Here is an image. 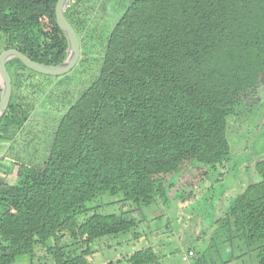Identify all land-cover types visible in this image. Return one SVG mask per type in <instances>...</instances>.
<instances>
[{
    "label": "trees",
    "instance_id": "16d2710c",
    "mask_svg": "<svg viewBox=\"0 0 264 264\" xmlns=\"http://www.w3.org/2000/svg\"><path fill=\"white\" fill-rule=\"evenodd\" d=\"M56 2L0 0V53L61 63L69 45L55 22ZM81 2L64 10L75 33L69 12ZM103 46L97 75L56 123L46 156L10 159L16 179H0V264L21 256L90 264L87 245L133 230L135 210L186 201L210 180L231 153L229 119L264 115V103H243L264 77V0H129ZM5 67L11 96L0 142L10 144L28 119L17 69L32 71L17 59ZM254 172L257 182L221 199L222 221L264 264V158ZM102 195L137 208L115 215L85 206ZM38 247L45 254L35 258ZM157 262L152 247L127 259Z\"/></svg>",
    "mask_w": 264,
    "mask_h": 264
},
{
    "label": "rangeland",
    "instance_id": "374dc122",
    "mask_svg": "<svg viewBox=\"0 0 264 264\" xmlns=\"http://www.w3.org/2000/svg\"><path fill=\"white\" fill-rule=\"evenodd\" d=\"M83 1L69 12L80 41L77 65L61 77H45L17 69L18 101L28 112V119L12 143L0 142V179L6 184L16 179V168L7 172L12 164L10 159L36 163L46 156L56 123L97 75L103 43L129 2ZM243 103L245 106L264 103V77ZM258 111L257 116L229 119L231 153L227 162L210 180L200 182L186 201L177 198L170 204L156 203L137 210L130 202H122L120 195H102L86 203V207H97L94 211L101 214L120 215L134 209L131 214L138 221L133 230L90 242L86 260L90 264H127L135 251L152 247L158 256L157 264H257L252 248L234 235L229 237L230 228L222 221L227 201L221 199L231 192L239 194L259 180L254 164L264 158V115L258 116ZM61 243L68 245L70 240L64 238ZM84 248V245H74L69 249L78 253ZM43 254L38 247L35 258ZM13 264L52 262L44 258L31 263L29 256H21Z\"/></svg>",
    "mask_w": 264,
    "mask_h": 264
},
{
    "label": "water",
    "instance_id": "95a60500",
    "mask_svg": "<svg viewBox=\"0 0 264 264\" xmlns=\"http://www.w3.org/2000/svg\"><path fill=\"white\" fill-rule=\"evenodd\" d=\"M70 2L71 0H57L55 5V22L67 38L69 45L68 54L61 63L57 65L36 63L15 49H7L0 53V119L11 96V79L5 67L9 60L17 59L29 71L49 77L64 76L77 65L80 56L79 40L73 27L64 16V10Z\"/></svg>",
    "mask_w": 264,
    "mask_h": 264
}]
</instances>
